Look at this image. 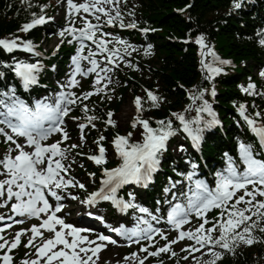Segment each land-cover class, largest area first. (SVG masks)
<instances>
[{
	"label": "snow or ice",
	"instance_id": "obj_1",
	"mask_svg": "<svg viewBox=\"0 0 264 264\" xmlns=\"http://www.w3.org/2000/svg\"><path fill=\"white\" fill-rule=\"evenodd\" d=\"M243 3L244 0H232V9H241ZM119 4L120 0H84L83 3L79 4L75 3L74 0H67L70 23L68 27L59 32V36L62 38L61 43H63L66 34L72 36L68 43L71 44L73 40H76L79 43V48L77 55L72 58L74 70L69 74L68 80L60 84L61 91L29 104L17 95L15 86L9 87L6 91L0 90V125H2L0 136L4 137L5 143L10 142V144L15 145L14 149L9 147L3 158L0 159V175L5 177L0 179V198L6 197L7 200L14 199L16 201L11 204V212L15 216L38 218L41 221L39 225H32L29 229L32 235L25 245V247H34L35 258L26 259L22 261V264H90V262L96 264L93 256H97L106 247V244H98L97 240L107 241L110 244L117 243L116 240L103 234H98L96 240L90 239L89 236L82 235V233L90 231L89 229L74 227L57 214L62 211L60 203L64 199L60 194L62 191L77 186L86 190L83 183L66 178L70 165L63 163L68 158V149L61 148L63 141L69 139V135L63 127L64 118L69 115L71 106L75 105L78 100L82 103L83 99L103 91V88H96L95 92H86L81 98L75 92L66 91V89L76 87L79 84L76 79L77 75L88 76L90 73L96 74L94 88L106 79L110 83V77L107 75L113 70L110 65H114L116 60H124L125 56L131 55L129 49L136 50L133 45L118 37H113V40L120 47L109 48L108 45L111 41L104 37L111 34L101 30L102 15L106 17L104 23L109 26L119 21L121 28L137 27L134 21L127 24L123 22ZM44 7L46 6H41V13H43ZM81 11L92 15L97 23L93 24L87 17L79 16L83 27L79 29L74 27L76 21L72 17ZM32 15V20L23 24L21 31L28 32L52 19V17H48L46 20L43 14L33 13ZM129 15H133V13H129ZM143 31L147 32L148 29H143ZM98 32L100 33L99 37L97 36ZM257 36L259 37L258 44L264 47V30L257 32ZM85 41H91L95 45V50L89 48L86 56L82 55L87 47ZM195 43L200 47V64L202 69L207 72L205 78L209 82H213L216 76L223 73V66L230 64V61L221 59L214 49L206 44L202 34L196 36ZM151 47V45L148 46L145 55L150 54ZM0 48L9 53L20 49L39 55L34 51L35 46L31 41H21L19 37L0 38ZM58 48L59 45H57V50ZM98 53H106L103 63L95 58ZM206 56H210L211 60L206 62L204 59ZM82 60H87L91 65L86 71L81 67L80 62ZM125 63L128 67H132L130 62L125 61ZM4 67L15 73L22 87L27 91L38 83V74L42 65L26 61H14L12 65L4 64ZM259 74L261 78H264V70H261ZM4 75L5 73L0 71V77ZM107 86L106 83L104 88ZM207 91V89H200L189 93V100L192 103L186 106L185 112L191 111L194 106L196 112V116L191 120L187 119L184 113L171 114L179 121L178 127L174 126V122L170 118L157 120L155 122L156 127H152L148 119L141 117V113L144 111L142 98L136 97L134 100L136 116L132 119L131 126L133 129H136L138 125L143 128L142 139L133 141L131 132L126 136L117 134L113 138L111 143L120 163L114 168L104 167L102 170L103 178L98 190L88 193L86 198L81 201V203L89 206L99 201H110L121 212L133 209L141 214L135 217L134 227L125 228L121 226L115 229L122 238L140 245L138 252L147 253L146 256L140 257L138 252H132L129 257L124 258L125 261L138 260V264H145L148 257H157L161 253H168L172 244L187 238L195 243L183 249L188 253L183 257L184 260H187L193 252L207 248V252L204 254H210L211 258L201 262L199 258L194 257L197 264H217V261L223 258L224 252L214 249L234 251L235 247L241 243L250 246L257 242L252 235V230L259 227L260 231L264 232V226H261V222L264 221V160L256 158L252 146L243 142L238 145L239 163L227 152L224 153L225 167L215 172L214 187H210L203 179L194 178L197 176L199 165L192 161H186L191 170L187 173L179 172L178 175L183 176L189 182L188 190L180 191L179 195L172 191L180 181H170L171 187L164 189L166 198L163 203L169 205L166 221L172 226V230L178 232V236L171 241L168 240L162 229L154 227L151 222H159L160 216L153 215L148 208L135 204V197L131 193H129L131 197L129 200H124L118 196V190L124 185L134 183L148 187L153 180V174L159 168L160 155L166 151L167 142L171 137L182 132L192 141L193 147H198L205 130L219 123L211 104L204 99ZM242 91L248 95L258 94L256 85L251 81L242 88ZM145 92L148 100L152 102V106L158 107L160 98L148 89H145ZM259 94L264 95V93ZM210 95L216 96L214 84ZM197 100L201 101L199 105H196ZM82 111L85 113V118L89 124L98 119L88 115L87 105H84ZM238 112L258 138L261 146L264 147V124H260L247 116L244 104L239 105ZM202 114H206L208 119H205ZM107 115L108 119L105 123L114 127L115 121L111 119L112 112H108ZM256 116H261V113L257 112ZM92 126L95 127V124ZM78 127L83 133L87 125L80 123ZM6 129L10 130L11 134ZM57 133L61 134V140L46 143L50 137ZM18 138H23L25 143H19ZM83 139L84 136L81 135V141ZM104 139V136H100L95 141L98 154L87 157L98 166L108 162L107 149L100 143ZM26 147L31 148L32 151H26ZM77 147L80 145H70V148ZM183 150L181 146L180 151ZM14 152L15 155H13ZM79 154L77 153V155ZM241 164L243 165L242 170L240 169ZM90 175L95 176V173ZM239 192L243 194L237 195ZM46 193L54 198L55 205L46 198ZM168 194H171V200L167 199ZM258 197L262 199H258ZM71 198L77 199L76 196H71ZM177 200L181 202H172ZM156 203L160 204L161 202L157 201ZM213 209H219L220 212L214 221H210L207 218V213ZM193 216L203 222L194 229L184 230L183 226L191 223ZM254 216L256 220L252 219ZM16 222L23 223L22 220ZM207 224L211 226L206 228L205 225ZM41 229L51 233V235L46 237ZM2 231L4 229H0V232ZM24 231L22 229L17 232L11 242L0 236V240H3V243H0V250L7 247L6 252L0 253V264H13V257L9 253L21 243V236ZM155 236H159L166 243L155 251H149V247L145 246L142 241L151 242ZM37 237L41 239L40 244H34ZM171 255L176 256V253L172 251Z\"/></svg>",
	"mask_w": 264,
	"mask_h": 264
},
{
	"label": "trees",
	"instance_id": "obj_2",
	"mask_svg": "<svg viewBox=\"0 0 264 264\" xmlns=\"http://www.w3.org/2000/svg\"><path fill=\"white\" fill-rule=\"evenodd\" d=\"M256 2H261L260 6H251L246 12L233 10L232 0H137L134 10L140 26L156 30L150 37L155 44V56L139 60L140 70H130L126 79L128 86L123 91L129 90L142 98L146 110L144 117H167L182 107L186 89H193L197 84L199 89H208L202 80L200 47L195 43L198 35L202 34L206 44L214 47L222 58L230 59L241 68L243 75L247 69L245 63H257L260 54L252 38L255 24L252 17L255 12L262 15L260 8L264 6V0H244L243 6ZM36 10L33 0L30 4L25 0H0V38L17 34ZM40 34L41 30L34 28L28 36H22L37 39ZM6 59L0 52V60ZM204 59L207 62L211 57ZM241 61H245L242 67ZM214 81L215 108L221 112L237 97L236 83L234 77L223 74L216 76ZM145 89L160 98L158 107L152 106ZM118 100L114 105L117 110L123 102V99ZM109 110L107 106L103 114L106 116ZM100 114L103 117L102 112ZM252 235L257 242L244 248L242 243L239 244L217 264H264V232L257 227L252 230Z\"/></svg>",
	"mask_w": 264,
	"mask_h": 264
},
{
	"label": "rangeland",
	"instance_id": "obj_3",
	"mask_svg": "<svg viewBox=\"0 0 264 264\" xmlns=\"http://www.w3.org/2000/svg\"><path fill=\"white\" fill-rule=\"evenodd\" d=\"M53 44V42L51 43ZM136 111V107L134 104V99L130 96H126L124 98L123 105L118 110V114L116 115V123L121 128H124L128 121L133 117ZM124 131V129H121Z\"/></svg>",
	"mask_w": 264,
	"mask_h": 264
},
{
	"label": "bare ground",
	"instance_id": "obj_4",
	"mask_svg": "<svg viewBox=\"0 0 264 264\" xmlns=\"http://www.w3.org/2000/svg\"><path fill=\"white\" fill-rule=\"evenodd\" d=\"M229 147H231V145H229ZM166 222V221H165ZM112 238H114V236L113 235H110Z\"/></svg>",
	"mask_w": 264,
	"mask_h": 264
}]
</instances>
